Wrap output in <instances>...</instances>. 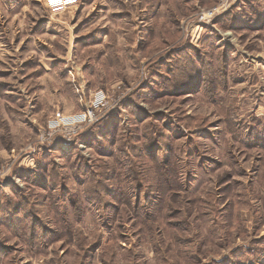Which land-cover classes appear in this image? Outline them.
<instances>
[{
	"label": "rangeland",
	"instance_id": "374dc122",
	"mask_svg": "<svg viewBox=\"0 0 264 264\" xmlns=\"http://www.w3.org/2000/svg\"><path fill=\"white\" fill-rule=\"evenodd\" d=\"M219 2L0 0V264H264V0Z\"/></svg>",
	"mask_w": 264,
	"mask_h": 264
},
{
	"label": "built area",
	"instance_id": "2783aa9c",
	"mask_svg": "<svg viewBox=\"0 0 264 264\" xmlns=\"http://www.w3.org/2000/svg\"><path fill=\"white\" fill-rule=\"evenodd\" d=\"M73 1L76 2L77 0ZM235 1L236 0H220V2L212 9L208 10L202 18L210 19L215 14L225 11ZM105 106L106 96L104 92L101 90L95 91L91 96L90 107L87 111L75 115L65 116L63 114H57L54 117H51L47 123L48 131L46 134L41 135L40 140L44 141L49 139L55 131L59 130L60 127L68 129L64 134V138L67 140L71 139L72 136L77 134V132L83 128V126L93 123L99 112H101Z\"/></svg>",
	"mask_w": 264,
	"mask_h": 264
}]
</instances>
